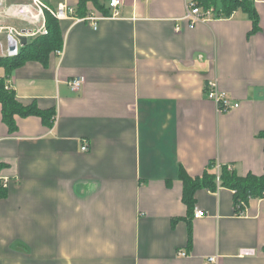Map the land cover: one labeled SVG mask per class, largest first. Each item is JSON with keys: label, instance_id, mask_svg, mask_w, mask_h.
Here are the masks:
<instances>
[{"label": "crops", "instance_id": "crops-1", "mask_svg": "<svg viewBox=\"0 0 264 264\" xmlns=\"http://www.w3.org/2000/svg\"><path fill=\"white\" fill-rule=\"evenodd\" d=\"M121 1L116 18L62 19L63 55L6 76L21 103L56 115L52 127L15 116L10 132L0 104V264H264V196L238 207L231 189H197L187 214L179 179L210 160L216 173L264 171V0H252L255 32L240 9L190 28L193 0ZM28 2L0 0V56H12L8 27L32 26L7 8ZM209 79L239 105L218 112Z\"/></svg>", "mask_w": 264, "mask_h": 264}, {"label": "trees", "instance_id": "trees-1", "mask_svg": "<svg viewBox=\"0 0 264 264\" xmlns=\"http://www.w3.org/2000/svg\"><path fill=\"white\" fill-rule=\"evenodd\" d=\"M108 0H77L72 15L83 18L90 11H98L100 15H110ZM199 7L208 9L213 7L215 17H229L234 11L240 9L252 22L250 32L259 30V19L252 0H193ZM47 34L33 36L21 46L19 51L12 56H0V68L3 76H0V104L1 120L10 132L16 130L15 116L27 117L38 116L47 127H52L56 111L55 107L39 108L34 101L30 104L21 103L12 88L5 84L6 76L12 70L21 66L26 61H39L46 63L49 55L63 46V30L61 20L50 13L45 15ZM264 140V131L259 133ZM216 162L210 160L199 176L189 175L184 168L179 169V179L182 182V200L190 214L195 204V191L197 189H208L214 191L217 186L233 190V201L238 207H243L251 198L264 196V171L261 174L248 172L238 175L235 170H229L227 165L220 166L219 173L215 172ZM2 164L0 163V169ZM6 193L0 182V198Z\"/></svg>", "mask_w": 264, "mask_h": 264}, {"label": "built area", "instance_id": "built-area-1", "mask_svg": "<svg viewBox=\"0 0 264 264\" xmlns=\"http://www.w3.org/2000/svg\"><path fill=\"white\" fill-rule=\"evenodd\" d=\"M122 4L121 0H108V6L110 7V15H95L91 11L87 16L79 18L80 20H91L96 21L98 19L104 18H116L120 16V6ZM46 12L53 15L55 18L62 20L64 18H72L73 9L65 3H61L57 8H52L47 6L40 0H30L28 3L11 5L6 10V15L12 18H16L22 21H26L28 24L32 25L30 30H16L14 27H8V40L11 46L15 49L11 50V55L18 52L17 44L19 36H36L47 34L48 28L46 26L45 15ZM215 10L213 7L208 9H203L196 5L195 2L191 1L186 4L185 14L182 20H186L188 26L193 28L197 23L207 21L215 17ZM75 19L78 17H74ZM95 26V25H94ZM176 30L180 29V26H175ZM18 35V36H17ZM63 48L56 50L58 56L63 55ZM85 82L83 77H76L69 79L67 81L68 87L72 91H78L81 89L83 83ZM205 95L206 97L214 102L218 112H228L233 108H236L239 104L233 101L223 90H221L215 80L209 79L205 83ZM82 151L88 149L87 143L84 141L80 147ZM204 212L200 209L194 211V217H202ZM180 255H185V252H180ZM206 260L210 263H215L217 261V256H207Z\"/></svg>", "mask_w": 264, "mask_h": 264}, {"label": "water", "instance_id": "water-1", "mask_svg": "<svg viewBox=\"0 0 264 264\" xmlns=\"http://www.w3.org/2000/svg\"><path fill=\"white\" fill-rule=\"evenodd\" d=\"M19 39H20V44H21V46H23V45H25L26 44V42H27V39H26V37L25 36H21V37H19ZM11 50L12 49H15L14 48V46H11V48H10Z\"/></svg>", "mask_w": 264, "mask_h": 264}, {"label": "rangeland", "instance_id": "rangeland-1", "mask_svg": "<svg viewBox=\"0 0 264 264\" xmlns=\"http://www.w3.org/2000/svg\"><path fill=\"white\" fill-rule=\"evenodd\" d=\"M5 45V47H6V44H4Z\"/></svg>", "mask_w": 264, "mask_h": 264}]
</instances>
